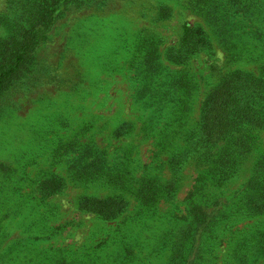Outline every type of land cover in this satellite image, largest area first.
<instances>
[{"label":"rangeland","instance_id":"rangeland-1","mask_svg":"<svg viewBox=\"0 0 264 264\" xmlns=\"http://www.w3.org/2000/svg\"><path fill=\"white\" fill-rule=\"evenodd\" d=\"M39 2L0 0V54ZM69 5L0 94V264H243L262 251L264 136L247 149L237 127L199 133L221 84L234 121L237 98L245 121L264 119V0Z\"/></svg>","mask_w":264,"mask_h":264},{"label":"trees","instance_id":"trees-1","mask_svg":"<svg viewBox=\"0 0 264 264\" xmlns=\"http://www.w3.org/2000/svg\"><path fill=\"white\" fill-rule=\"evenodd\" d=\"M93 0H40L39 8H42V11L39 12L40 17L36 24L28 29L24 34L20 35V38H15L13 41H7L4 43V47L1 49L0 54V94L6 88V86L13 80H15L25 69L32 53L35 49L46 39V28L50 26L55 15L63 8H67L72 3L79 4L78 6H84L91 3ZM61 8V9H60ZM229 16H220L217 18V24H215L217 32L225 27L227 21L229 20ZM220 32V31H219ZM149 77V72L146 71L145 78ZM225 85L221 84L215 88V90L207 97L201 118V129L199 133V141L203 137V131L207 127L208 130L215 131L216 129L223 130L224 134L229 137L233 127L238 128V132L241 135V146H245L247 149H251L253 145H257V143L261 140L262 136H264V127L253 129L248 125L249 123L252 126H256V123H260L264 119L258 118V111H250L247 113L249 116V121H245L246 116L245 111L242 108L243 103L240 98H237L241 92V88L239 87V91L234 92V97L239 99V103L237 107L234 105V111L236 113V119H233V111H227L228 107L225 105ZM141 91V90H140ZM144 91V90H143ZM142 91V92H143ZM242 93V92H241ZM165 94V93H164ZM236 101V99H235ZM247 112V111H246ZM252 112L254 115H252ZM244 116V118H242ZM237 124V125H234ZM247 124V125H246ZM241 127V129L239 128ZM150 132V131H149ZM148 133V132H147ZM209 140L211 138L209 137ZM80 145H76L72 143L69 145V149H79ZM91 146H86L85 155L86 157H93L94 150ZM67 150L65 151V153ZM98 152V150H96ZM189 155V154H188ZM184 153L182 156H178V158H183L188 156ZM104 161L105 158L101 157L98 153V157L94 159L91 166L95 168V174H98V171L102 170L104 172ZM81 162V160H80ZM263 162V159L260 160V164ZM110 176V175H109ZM103 177V176H102ZM105 178V181H110L113 179ZM115 178V177H114ZM115 182H118L122 186L121 179H113ZM122 188V187H121ZM222 202L221 199H219ZM109 202V201H108ZM115 202V201H114ZM264 208V207H263ZM198 226L195 229L196 233H193V226L190 227V231H184V235H192L193 236V245L195 247L192 249L196 250L198 247V243H200V235L199 232V220H197ZM264 247H262L263 249ZM195 257H197V253H195ZM243 264H264V249L260 252H253L249 257H246L243 260Z\"/></svg>","mask_w":264,"mask_h":264}]
</instances>
